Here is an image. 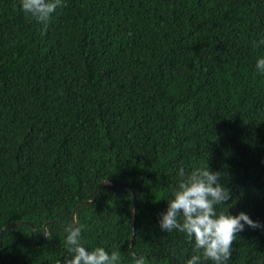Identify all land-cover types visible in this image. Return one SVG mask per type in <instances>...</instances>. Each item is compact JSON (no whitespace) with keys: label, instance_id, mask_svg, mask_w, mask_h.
<instances>
[{"label":"trees","instance_id":"1","mask_svg":"<svg viewBox=\"0 0 264 264\" xmlns=\"http://www.w3.org/2000/svg\"><path fill=\"white\" fill-rule=\"evenodd\" d=\"M0 242L264 264V0H0Z\"/></svg>","mask_w":264,"mask_h":264},{"label":"water","instance_id":"2","mask_svg":"<svg viewBox=\"0 0 264 264\" xmlns=\"http://www.w3.org/2000/svg\"><path fill=\"white\" fill-rule=\"evenodd\" d=\"M102 185L104 186H107V187H113L112 184L108 181H104L102 182ZM97 197V193H95V196H94V199L93 201L96 199ZM93 201H86V202H82L78 207L75 208L74 212H73V215H72V218H73V226L72 227H69L68 225H64L65 227L67 228H71V229H75L77 227V221H76V212L77 210L81 207V206H84V205H88L89 203H92ZM135 204H136V199L134 197V203H133V208H132V228H133V234H132V239L134 237V230H135ZM22 224H30V223H24V222H17V223H11V224H8L7 226H5L3 228V231L2 233L9 227H12V226H18V225H22ZM46 228V227H45ZM33 229L36 230V227L33 226ZM45 236H47V232L45 231ZM1 242H0V247H1Z\"/></svg>","mask_w":264,"mask_h":264},{"label":"clouds","instance_id":"3","mask_svg":"<svg viewBox=\"0 0 264 264\" xmlns=\"http://www.w3.org/2000/svg\"><path fill=\"white\" fill-rule=\"evenodd\" d=\"M135 224V223H134Z\"/></svg>","mask_w":264,"mask_h":264}]
</instances>
